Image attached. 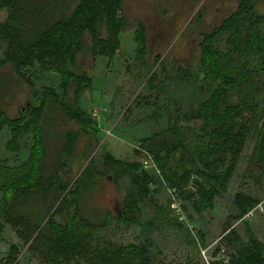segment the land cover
Listing matches in <instances>:
<instances>
[{"label": "trees", "instance_id": "1", "mask_svg": "<svg viewBox=\"0 0 264 264\" xmlns=\"http://www.w3.org/2000/svg\"><path fill=\"white\" fill-rule=\"evenodd\" d=\"M123 7L124 0H0V12L8 14L6 21H0V70L10 66L33 89L25 74L38 66L40 70L60 75L63 93L60 96L53 89H44L40 106L28 104L16 119H11L0 106V133L8 127L13 134L8 150L20 136L16 124L24 116L30 114L34 121L33 125L28 123L21 128L36 134L28 163L16 168L0 165V190L4 194L0 222L9 225L21 242L10 246L5 264H20L18 257L25 247L38 255L42 264H170L159 260L149 246L124 247L99 236L108 226V219L103 224L85 220L81 180L72 185L63 182L60 176L67 166L62 155H71L75 136L67 135L66 145L53 164L47 162L44 152L43 125L38 127L48 104L77 124L91 125L79 100L91 89L92 79L84 72L75 73L74 69L78 57L86 50L94 58L105 57L110 62L115 59L121 48L120 36L127 28ZM256 9L251 0H242L235 13L202 36L197 65L202 77L199 83L189 67L179 68L175 78L163 67V80H159L146 59L149 50L146 26L140 25L135 32L136 56L147 69L151 68L147 82L150 92L159 97L171 81L186 86L193 81L196 97L186 110L180 100L169 99L167 108L158 109L168 114V128L140 142L145 154L158 165L160 178L144 171L139 163L118 160L111 153L105 155L104 174L129 176L135 189L123 202V210L116 218L120 223H141L143 199L153 192L159 194L163 183L178 191L184 209L186 202H190L196 214L213 210L215 199L228 190L238 172L242 154L250 142L255 146L243 178L257 184L264 181V106L261 104L264 103L261 81L264 16H259ZM103 28L107 38H102ZM160 60L157 57L156 62ZM72 89L73 97L69 94ZM130 113L131 109L127 115ZM141 151V148L136 150L139 157ZM95 168L92 162L84 177L104 175ZM151 187L155 189L152 191ZM259 203L251 195L237 194L236 213L229 221L241 220ZM161 210L158 209L160 213ZM163 212L168 217L167 210ZM56 217L66 224H58ZM231 227L228 223L224 234ZM231 234L225 241L239 242L237 232ZM263 251V245L249 234L248 244L237 247L227 264H264Z\"/></svg>", "mask_w": 264, "mask_h": 264}, {"label": "rangeland", "instance_id": "2", "mask_svg": "<svg viewBox=\"0 0 264 264\" xmlns=\"http://www.w3.org/2000/svg\"><path fill=\"white\" fill-rule=\"evenodd\" d=\"M241 1L124 0L123 12L127 28L120 36L121 48L115 59L110 62L105 57L94 58L90 51L86 50L78 57L74 69L75 73L84 72L92 79L91 89L79 100L80 107L92 122L91 125L77 124L52 104L47 105L45 118L42 124L38 125H43L47 162H57L66 145L67 135L73 134L75 145L70 156L65 153L62 155L67 166L62 169L60 176L63 182L72 185L81 180V208L85 220L103 224L108 219V226L99 235L102 238L124 247L132 244L149 246L159 260L170 264H227L237 247L248 244L249 234L263 245L264 250V215L249 223H240V220L229 221L236 213L234 202L237 194L251 195L260 202L264 200V181L257 184L251 180L245 182L243 178L248 167V158L254 150L253 142L245 148L238 172L229 183L228 190L215 199L213 210L196 214L191 203L186 202L185 209L183 208L184 217L176 216L177 198L171 193V187L163 183L160 184L162 191L159 194L153 192L147 199H143L144 205L141 206L139 218L144 226L141 223L124 224L116 219L123 210L126 197L135 189L129 176L106 175L103 169L107 153H111L118 160L142 165L148 156L140 142L169 126L168 114L166 111L159 112L158 109L164 110L168 106L167 101L175 98L180 100L186 110L196 97L192 89L193 81L188 86L177 85L171 81L159 97L155 92H150L147 82L151 68L147 69L136 56L135 32L140 25L143 24L147 28V63L152 67V73L159 76V80H163V67L167 74L174 78L179 68L189 67L195 76L194 80L199 83L202 77L197 65L200 61L199 46L202 36L218 28L226 18L235 13ZM251 1L257 5L256 13L264 16V0ZM7 16L6 11H1L0 21H6ZM101 34L102 38H107L105 28ZM87 42L88 45L91 44L89 37ZM157 57H161L158 63ZM25 78L32 82L33 89H29L10 66L0 70V106L11 119H16L20 113L25 112L28 104L40 106L46 88L53 89L63 96L60 89L62 78L58 74L40 70L36 66L26 71ZM261 81L264 83V72H261ZM73 93V89L69 91L71 97ZM70 101L72 102L71 99ZM261 104L263 107L264 103ZM129 109L131 113L127 115ZM172 110L170 112H173ZM33 121L32 115L28 114L16 124L20 128V136L10 150L7 145L13 142V134L8 127L2 129L0 165L16 168L31 160L36 134L32 131L25 132L22 128L28 123L33 125ZM138 148L142 150L141 157L136 154ZM92 162L96 171L104 174L103 176L84 177L85 170ZM152 163L149 172L160 178L158 165ZM154 189L155 187H151L152 191ZM3 197L4 194L0 190V206ZM151 197L156 201L155 204ZM159 208L162 209L161 213ZM164 210H167L168 217ZM56 222L66 224L59 217H56ZM228 223L232 226L231 230L224 234ZM0 224V264H5L10 246L20 245L21 242L9 225L3 221ZM232 231L239 235V242L225 241L227 236L232 235ZM18 261L20 264H42L39 256L29 252L28 247L22 248Z\"/></svg>", "mask_w": 264, "mask_h": 264}, {"label": "built area", "instance_id": "3", "mask_svg": "<svg viewBox=\"0 0 264 264\" xmlns=\"http://www.w3.org/2000/svg\"><path fill=\"white\" fill-rule=\"evenodd\" d=\"M153 159L152 157L148 156L147 158H145L143 164H142V168L144 171L149 172L150 169H152L151 167L153 166ZM157 170V169H156ZM157 172L159 173V171L157 170ZM171 193L174 195L176 199V206H177V210H176V216H183V204L181 202V200L178 197V191L176 189H171ZM264 215V200L261 201L259 204H257L254 208H252L246 215L243 216V218L240 220V223H249L254 221L255 219H257L259 216Z\"/></svg>", "mask_w": 264, "mask_h": 264}, {"label": "crops", "instance_id": "4", "mask_svg": "<svg viewBox=\"0 0 264 264\" xmlns=\"http://www.w3.org/2000/svg\"><path fill=\"white\" fill-rule=\"evenodd\" d=\"M114 157H115V156H114ZM243 180H244V179H243ZM244 181L247 182V181H249V180H246V179H245ZM251 181H252V180H251ZM252 182H253V181H252ZM252 197H253V196H252Z\"/></svg>", "mask_w": 264, "mask_h": 264}]
</instances>
